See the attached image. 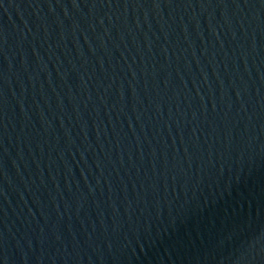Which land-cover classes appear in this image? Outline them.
Masks as SVG:
<instances>
[{
  "label": "water",
  "instance_id": "1",
  "mask_svg": "<svg viewBox=\"0 0 264 264\" xmlns=\"http://www.w3.org/2000/svg\"><path fill=\"white\" fill-rule=\"evenodd\" d=\"M0 264H264V0H0Z\"/></svg>",
  "mask_w": 264,
  "mask_h": 264
}]
</instances>
